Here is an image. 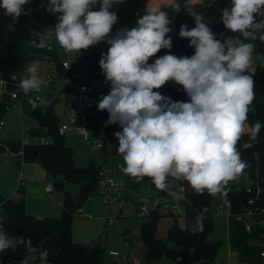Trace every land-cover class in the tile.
<instances>
[{"label":"clouds","instance_id":"1","mask_svg":"<svg viewBox=\"0 0 264 264\" xmlns=\"http://www.w3.org/2000/svg\"><path fill=\"white\" fill-rule=\"evenodd\" d=\"M123 2L48 0L44 10L58 14L57 23L43 33L33 30L39 42L33 39L28 44L47 48L54 37L64 52L79 55L81 50L106 43L99 67L105 83L110 82V91L99 98L97 109L107 111V124L121 129L113 134L119 142L117 153L123 158L120 170L138 183L148 177L157 190L174 199L176 181L187 182L197 195L205 191L213 197L226 194L229 182L246 168L237 145L255 96V44L244 41L264 42V0H230L220 19L234 35L223 39H217L203 14L195 11L191 0H185L183 7L195 27L182 24L179 37L194 48L191 56L171 52L172 20L162 7L146 8L136 26L122 27L113 35L118 15L111 9ZM28 3L0 0V9L15 23L29 14L24 8ZM171 9L180 12L179 0ZM161 50L168 51L157 57ZM38 66L39 61L30 62L20 79L25 95L39 92L41 85L47 87L48 82L37 75ZM169 82L181 86L187 101H173L161 94L159 89ZM29 103L35 108L47 101L36 97ZM262 127L260 122L252 125L251 140ZM12 243L0 225V252ZM47 256L41 252L40 260L45 262Z\"/></svg>","mask_w":264,"mask_h":264},{"label":"trees","instance_id":"2","mask_svg":"<svg viewBox=\"0 0 264 264\" xmlns=\"http://www.w3.org/2000/svg\"><path fill=\"white\" fill-rule=\"evenodd\" d=\"M41 0H29V3L24 5L25 10H30L28 15H22L18 22H13L11 17L4 15V10L0 9V74H22L26 73V68L32 61L49 60L54 62L58 69H61V57L58 53L48 51L47 48L32 47L28 41L38 38L32 35L33 30L38 33L45 32L42 23L46 19L39 10ZM195 11L203 14L204 20L212 29L219 28L223 25L221 22L222 10L230 7V0H217L214 4L203 5L200 3L193 4ZM171 25L173 31L169 35L172 36L171 52L177 56L194 54V48L189 47V42L186 39L179 37V30L182 24H187L188 28L195 27L194 19L187 13L186 9L181 5L179 13L174 12ZM190 22V23H189ZM12 25L20 47V65L9 66L7 63V40L6 27ZM170 25V26H171ZM264 31V30H261ZM234 34L229 30H225L221 34V38H227ZM239 35V34H235ZM245 43H254V54L264 51V42L259 39L252 41L246 40ZM168 50H161L157 53V57L164 55ZM151 62V61H150ZM25 64L24 66L22 64ZM254 100L249 106L250 110L247 114V120L252 127L257 122L264 125V73L255 70L254 74ZM55 85H53V88ZM55 89V88H54ZM65 90H60L64 93ZM162 95L170 97L173 101H184L187 97L181 86L169 84L159 89ZM32 98L31 93H24V98L21 100L22 109L25 115L37 121V127L29 129L28 135L30 138L46 137L53 141V157L57 164V173L64 179H71L80 182L83 186L89 182L93 185V191H97L99 181V169L94 161H91L87 167L77 168L74 164L75 151L66 145V138L61 137L58 133L61 124L59 114L56 107L61 101L59 95L51 93L46 98V104L33 108L29 103ZM40 104V102H37ZM12 102L6 94L0 101V122L6 114V107ZM104 114V131L101 135L104 140V159L107 162L111 155L117 151L118 140L114 137V132L120 131L117 124H107L108 113ZM93 132L96 136L100 133V128L94 126ZM101 134V133H100ZM251 132H244L237 147L241 153L242 159L248 165L247 175H241L242 179H247L243 183L229 182V189L224 196L231 203L232 215L243 214L248 211H256L264 208V127L259 131L255 140H251ZM111 140L114 143V150L109 151L107 141ZM245 143H250L251 147L244 148ZM11 152L17 157V165H20L22 152V143L16 142L15 139L0 141V153ZM130 177V176H129ZM181 183L180 181H177ZM186 188L187 202L185 204V227L179 221V217L169 215L173 218V223L167 232V241L174 247L168 246L162 239L157 237V229L159 221L165 217L163 213L156 210L151 215L136 226L139 231V237L143 245L146 247V259L148 263L159 261L167 258L175 264H213L218 257L222 248V242L211 243L208 241V236L214 230L213 209L218 201L217 196L208 195L207 191L203 195H197L187 184L181 183ZM142 185L155 187L148 177H145L140 183L135 184L133 189H138ZM129 187V186H128ZM250 189V191H248ZM21 197L15 201L4 197L0 194V225L3 226L4 234L9 239L21 238L23 243H17L15 253L18 260H24L28 255V250L25 246L29 241L36 255L34 264H111L104 257V250L97 251L94 248H89L81 243L75 242L72 237V222L75 215H71L64 209L59 218L43 217L39 218L30 214L26 209V200L24 197V189L19 188ZM254 200L253 204H249L250 200ZM257 221L264 220V217L255 216ZM196 223L197 230H190V224ZM57 231H61V237L56 243L58 252H47V260H40L41 244L51 238ZM133 229H129L122 234V237L129 245L133 241L129 237ZM178 247L183 250L177 249ZM192 249L197 257V262L192 263L189 260L188 250ZM13 250L11 248L0 252L1 259L6 262L9 260ZM114 264V262H112ZM257 264H264L257 263Z\"/></svg>","mask_w":264,"mask_h":264},{"label":"rangeland","instance_id":"3","mask_svg":"<svg viewBox=\"0 0 264 264\" xmlns=\"http://www.w3.org/2000/svg\"><path fill=\"white\" fill-rule=\"evenodd\" d=\"M147 8L152 7H162V10L168 12L170 19H173L174 11L171 9L177 0H145ZM202 3L203 5H211L214 0H191ZM126 2V3H125ZM179 2L184 4L185 0H179ZM48 4V0H41L39 7L40 12L44 17L50 18L57 23V15L46 12L44 9ZM141 5V4H140ZM144 5H141L139 9V0H124L123 3L116 4L111 9L115 11L117 15L124 14L125 16H130L137 9L142 11L144 15ZM94 10H98L94 9ZM144 11V13H143ZM260 19V17H257ZM190 23V22H189ZM117 24V23H116ZM172 28H176L171 25ZM212 29V28H211ZM214 33L217 34V39L221 38L222 32L226 29L224 25L219 28L212 29ZM6 40H7V63L9 66H19L20 65V47L17 41L14 27L8 25L6 27ZM108 45L101 48L100 53L106 52ZM64 53V51H63ZM62 53V54H63ZM74 54V53H72ZM259 65L264 66V60L259 59ZM49 60L39 61L37 75L43 77L46 74V69L51 66ZM25 65L24 63L22 64ZM1 78L7 80V75L3 74ZM61 85H56V92L54 95H59L61 101L56 107V111L59 114L60 121L66 120L64 117V96L60 93ZM47 98V97H46ZM4 125L0 127V141L10 140L13 137L16 142H24L26 144L22 145L21 152V162L20 167L17 166V157L11 152L0 153V193H5L6 195L12 194L13 191H17L22 184L19 182V175L23 173L24 175V196L26 198V209L30 214L42 215L41 217H52L59 218L61 216L62 205H59V201L62 199L64 201L66 195H76L83 185L78 181H73L71 179H64L57 173V164L53 157V141L50 140L46 144L39 143L40 140L36 141L35 138H30L27 131L29 127L37 124V121L31 119L24 114L22 109L21 101H16L11 105L10 110L6 111L4 115ZM93 122L99 125L100 133L103 135L104 123L98 120L96 116L91 117ZM244 129L246 132H251V126L248 122H245ZM66 144L72 147L75 151L74 164L77 168L87 167L91 161H95V151L92 146L88 145L82 137L71 134L67 137ZM108 150H114V143L111 140L107 141ZM38 152V156H33V150ZM110 166H116L118 164L123 165V158L117 151L111 155L108 160ZM118 179H123L129 188L133 189L135 184H138L134 178H131L124 173L116 175ZM58 181H63L64 189L57 192L55 188V183ZM234 182V181H233ZM245 180H241L237 183H243ZM140 183V182H139ZM236 183V182H235ZM21 184V185H20ZM50 184L53 186L54 191L51 194L45 192L44 187ZM179 186L178 182H175L173 191ZM143 190L146 189L148 193L154 194V190L147 186V188L142 185ZM167 196L173 198L167 193ZM137 198L135 194H128L125 197L126 202H121L124 205L123 216H120L116 220V223L112 226H107V218L112 217V209L103 203L101 194L97 191H93L87 198L84 207L76 212L75 217L72 222V237L89 248H95L98 243L102 244V249L104 250V257L111 264L113 259L108 255V251L117 250L121 253H128L129 250H133L136 247V251L130 255L128 261L129 264H175L173 261L163 258L159 261L153 263H148L146 259V247L140 240L139 231L136 226L141 223V220L137 218L135 213L134 202ZM119 207V204L116 205ZM84 214H89L90 218H85ZM214 216V230L208 236V241L211 243L222 242V248L218 257L213 264H229L228 258V248H227V238L234 232L237 238L234 241V252L237 254L233 258L238 264H253L260 263L259 261L264 258L260 257V252L264 251V221H256L254 219L245 218L240 221L236 215H222L219 211L217 203H215L213 209ZM179 221L182 226L185 227V220L179 217ZM173 223L172 216L165 215L158 224L157 237L163 240L170 247L171 245L166 237L170 226ZM249 227V230H246ZM129 229H133V232L129 236L133 241L132 246L123 245L121 242V237L124 232ZM61 237V231H57L51 238L45 240L40 249L42 252H58L56 248V243ZM12 247L17 244L15 239H12ZM177 248V247H176ZM177 249L183 250V248L178 247ZM189 260L192 263L197 262V257L194 250H188ZM36 255L34 252H29L24 260L18 261V264H34ZM46 264V263H42ZM122 264H128L123 261Z\"/></svg>","mask_w":264,"mask_h":264},{"label":"built area","instance_id":"4","mask_svg":"<svg viewBox=\"0 0 264 264\" xmlns=\"http://www.w3.org/2000/svg\"><path fill=\"white\" fill-rule=\"evenodd\" d=\"M142 16L140 10H136L132 13L125 21L119 22L114 25L112 29V34L114 35L117 30L122 27H134L136 26L137 18ZM56 23L50 18H46L42 26L45 31L49 28H53ZM48 51L58 53L61 59V69L62 72L58 69L54 62L52 67L47 71L44 80H46L47 87L41 85V90L39 92L30 91L32 97H40L43 100H46V97H49L51 93L56 92V85L60 84L61 89L65 90L62 95L64 96V108H65V118L66 120L61 122L58 133L61 137L67 138L70 134H75L83 138V140L90 146L93 147L95 151V164L99 169V181L97 186L98 194H101L103 203L109 206L112 209V217L107 218V226L114 225L116 220L123 216L124 205L121 202H126L125 197L128 194H135L137 198L134 202L135 213L139 220H143L151 215L153 211H160L164 215H175L182 217L186 220L185 215V204L187 202L186 198V188L183 184L178 183L179 186L174 191L177 195V199L170 198L167 196V192L154 190V194L148 193L142 189L129 188L126 182L123 179H118L116 175H120L123 172L120 170L121 164L116 166H110L108 161L104 159V147L105 143L99 133L96 136L93 132L94 126H98L96 122H93L91 117L96 116L98 120L104 121V114L102 111L97 109V104L99 98L102 95H107L110 91V82L105 83V78L102 74V70L99 67V60L101 58L100 49L107 46L106 43H100L97 46H92L87 50H81L80 54H69L64 52L63 49L56 43L55 38L49 41ZM63 53V54H62ZM264 60V51L253 54V65L252 67L255 70L262 71L264 73V66L259 65V59ZM43 61H45L43 59ZM26 73L22 74H10L7 75V80L1 78L3 74H0V101L3 100L4 96L7 94L10 97L12 104L15 101L23 100L24 92L20 88V79ZM15 76L16 79L13 80L12 77ZM175 84L169 82L166 85ZM55 85V89L53 88ZM60 89V90H61ZM40 102V100H36ZM11 104V105H12ZM10 106L6 107V111L10 110ZM4 125V119L0 122V127ZM28 133V131H27ZM29 136V135H28ZM36 141L40 140L39 143L46 144L50 141L46 137H37ZM26 144V140L22 142ZM245 176L244 174H242ZM24 178L23 173L20 175V180ZM241 180L247 181V179H242L240 176L234 182H239ZM147 188V185L145 186ZM45 192L52 193L54 191L53 186L47 184L45 186ZM250 191V189H248ZM183 198H180V197ZM254 200H250L249 204H253ZM119 204V207L116 205ZM217 205L219 211L222 215H232L231 203L226 196L218 197ZM237 218L242 221L245 218L255 219V216L264 217V208L257 209L256 211H248L243 214H237ZM264 221V220H262ZM186 222V221H185ZM190 230L195 232L197 230L196 223L190 224ZM249 230V227H247ZM17 243H23L21 238H15ZM121 242L123 245H129L127 241L121 237ZM16 246V245H15ZM15 246L10 248L13 250V254L8 261L4 262L0 257V264H18V258L15 253ZM28 252H34L32 245L29 241L25 244ZM130 246V245H129ZM132 249V248H131ZM129 250L128 253L124 254L117 250L108 251V255L113 259L114 264H122L123 261H126L129 264V257L133 253V250ZM260 257L264 258V251L260 253ZM229 264H237L233 260H229Z\"/></svg>","mask_w":264,"mask_h":264},{"label":"crops","instance_id":"5","mask_svg":"<svg viewBox=\"0 0 264 264\" xmlns=\"http://www.w3.org/2000/svg\"><path fill=\"white\" fill-rule=\"evenodd\" d=\"M215 2L217 1V0H214ZM134 2H136V0H134ZM192 2V4H195V3H200V2H197V1H191ZM214 2V3H215ZM126 3V2H125ZM213 3V4H214ZM143 4H146V1L145 0H139V9H141L142 10V8H141V5ZM200 4H202V3H200ZM147 8V6H145L144 5V10ZM139 9H137V10H139ZM140 10V11H141ZM142 12V11H141ZM143 13H144V11H143ZM145 14V13H144ZM143 15V14H142ZM129 16L128 15H124L123 13L122 14H119L118 15V21H117V23H119V22H122V21H125L127 18H128ZM52 67V64H51V66H50V68ZM49 68V69H50ZM49 69H46L45 71H46V73H47V71L49 70ZM46 75V74H45ZM45 78V76H43L42 77V79H44ZM187 99H188V97H186L185 99H184V101H187ZM18 101H20V100H18ZM16 102V101H15ZM63 114H64V117H65V108H64V110H63ZM35 127H37V124H35V125H33V126H30L28 129H32V128H35ZM246 132H247V130H246ZM71 135V134H70ZM66 140H67V138H66ZM67 145V144H66ZM68 146V145H67ZM68 147H70V146H68ZM70 148H72V147H70ZM73 149V148H72ZM35 150V149H34ZM74 150V149H73ZM37 152V151H36ZM36 156H38V152H37V155ZM35 156V157H36ZM89 165V164H88ZM18 166V165H17ZM19 167H20V165H19ZM19 182H21V186L19 187V188H24V179L21 181L20 180V175H19ZM19 188L18 189H16L17 191H13L12 192V194H10V195H6L5 193H0L1 195H3L4 197H6V198H9V199H12V200H15V201H17L20 197H21V194L19 193ZM45 188V187H44ZM45 190V189H44ZM47 193V192H46ZM48 194H51V193H48ZM25 197V196H24ZM25 200H26V198H25ZM62 202H64L62 199L59 201V205L61 206L62 205ZM26 205H27V202H26ZM63 210V208L61 209V211ZM33 215V214H32ZM35 216V215H34ZM42 216V215H41ZM40 215H36V217H39V218H42ZM84 217L85 218H90V215L89 214H84ZM254 220H256V219H254ZM257 221V220H256ZM250 229V228H249ZM247 230V229H246ZM249 232H250V230H249ZM237 236L238 235H236V233H232L228 238H227V242H226V244H227V248H228V251H229V254H228V258H229V260H233L235 263H237L235 260H234V256L235 255H237L235 252H234V241L236 240V238H237ZM73 240L75 241V242H78V241H76L74 238H73ZM78 243H80V242H78ZM82 244V243H81ZM132 246V245H131ZM132 248H133V246H132ZM136 251V247L134 248V252ZM133 252V253H134ZM262 252V251H261ZM260 252V253H261ZM132 253V254H133ZM260 263H262L263 262V260H261V261H259ZM238 264V263H237ZM253 264H257V263H253Z\"/></svg>","mask_w":264,"mask_h":264},{"label":"water","instance_id":"6","mask_svg":"<svg viewBox=\"0 0 264 264\" xmlns=\"http://www.w3.org/2000/svg\"><path fill=\"white\" fill-rule=\"evenodd\" d=\"M12 139H15L14 137ZM37 155L36 150H33V156ZM246 164V168L244 169V175L248 173V165ZM56 191H62L64 189L63 181H58L55 183ZM156 189V187H154ZM93 192V185L91 182L83 186L80 191L76 195L68 194L66 195L64 202H63V209L70 213L71 215H75L77 211H79L82 207H84L88 196ZM224 195L218 194V197H222ZM97 251L102 250V244L98 243L95 248Z\"/></svg>","mask_w":264,"mask_h":264}]
</instances>
